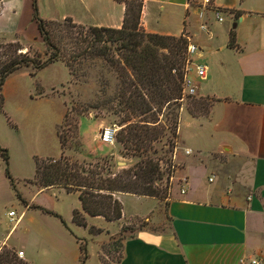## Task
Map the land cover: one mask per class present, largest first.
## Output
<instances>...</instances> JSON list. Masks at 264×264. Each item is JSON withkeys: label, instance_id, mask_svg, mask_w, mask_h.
<instances>
[{"label": "crops", "instance_id": "crops-1", "mask_svg": "<svg viewBox=\"0 0 264 264\" xmlns=\"http://www.w3.org/2000/svg\"><path fill=\"white\" fill-rule=\"evenodd\" d=\"M200 1L141 0L139 25L145 32L182 35L198 47L192 59L205 65L206 76L199 80L191 72L197 87L192 100L208 104H202L204 109L195 114L183 107L179 111L174 159L183 193L179 189L162 201L116 194L120 204V197L129 195L153 200L159 207L154 220L144 216L131 221L126 219L121 204L120 218L106 222L132 225L123 237L119 264H238L239 258L250 257H260L264 264V0H210L213 9L202 10ZM35 3L42 19L69 18L82 26L119 28L124 15V4L116 0ZM230 31L234 33L232 45H228ZM0 36L11 42L18 39L24 44L42 45L32 19V0H0ZM50 65H62L68 82L63 63ZM24 69L28 68L14 71L4 81V110L9 118L17 117L23 127L35 116L47 113L56 136L65 102L60 112L51 110L55 96L64 95L56 87L39 93L30 88L27 100H23L19 94L23 87L15 76ZM62 86L59 83V88ZM99 126L103 127L100 122ZM6 134L21 166L28 169L30 155L25 137ZM184 149L191 153L185 154ZM79 155L100 158L82 151ZM28 206L25 203L18 221ZM87 218L104 220L101 216ZM6 236L0 245L8 246ZM22 260L26 261L24 253Z\"/></svg>", "mask_w": 264, "mask_h": 264}, {"label": "trees", "instance_id": "trees-1", "mask_svg": "<svg viewBox=\"0 0 264 264\" xmlns=\"http://www.w3.org/2000/svg\"><path fill=\"white\" fill-rule=\"evenodd\" d=\"M124 4V15L119 28L77 25L69 18L63 21L45 20L38 16L35 0H32V19L36 22L42 55L27 52L17 53L0 62V110L3 105L2 87L6 77L20 68H29L33 75L48 65L61 62L68 71L69 83H85L86 77L93 78L94 88L85 103L69 102L70 108L57 126L56 135L60 146L57 159L34 158V182L44 188H59L65 193L76 194L80 210H73L71 219L78 226H86V217L101 216L106 221L118 220L121 204L115 197L117 193L153 197L163 200L166 190L156 186L163 172L160 161L170 162L175 141L159 143L165 129L175 138L178 127V102L180 92L181 68L184 61L186 38L162 36L145 32L139 25L141 0H116ZM234 33L230 31L228 45H232ZM22 49L16 45L15 50ZM111 78L100 81L102 69ZM116 80L115 83H112ZM107 91H111L107 93ZM102 95V97H101ZM193 101L192 97L187 98ZM190 102V103H191ZM194 102V101H193ZM192 102V103H193ZM166 110L161 124L158 114ZM204 108L200 107L197 111ZM89 110L96 113L106 111L118 117L119 129L115 142L121 146V157L134 158L132 165L114 171L116 166L109 156L79 161L65 155L69 148L80 154V143L76 145L67 139L59 129L71 116V125L78 133L79 118ZM195 114L197 111H190ZM97 117V114H94ZM138 118V120H135ZM134 119V120H133ZM78 135V134H77ZM175 140V139H174ZM173 153V152H172ZM161 154V156H155ZM167 154L169 156H167ZM91 160H95L91 163ZM9 154L0 146V162L4 174L12 185L8 171ZM89 232H100L92 226ZM78 264H84L85 243L78 242ZM122 248V246H121ZM122 257H119L117 264ZM99 261L104 264L100 256ZM0 264H28L18 258L10 248L0 249Z\"/></svg>", "mask_w": 264, "mask_h": 264}, {"label": "rangeland", "instance_id": "rangeland-1", "mask_svg": "<svg viewBox=\"0 0 264 264\" xmlns=\"http://www.w3.org/2000/svg\"><path fill=\"white\" fill-rule=\"evenodd\" d=\"M16 45H25V47L15 50ZM43 49V45L38 46L37 43L24 44L18 39L11 42L0 36V62L6 60L9 56L27 51L30 56L34 53L42 55ZM21 72L26 73L21 74ZM21 72L15 78H17L23 87V91L19 92L23 100H27V93L30 88H32L33 92L39 93L43 90L56 87L58 88L57 91L64 95L63 97L55 96V105L51 110L53 113L61 111L64 106L63 102H65L66 106L65 113L70 108L69 102L71 101L78 103L79 108L80 103L82 104L89 100L91 96L90 92L94 88L93 78L90 77H86L85 83L72 84L69 81L65 82L66 71L62 65H50L36 71L33 75L31 74L32 70L29 68ZM110 79L103 68L100 81H110ZM115 82L116 80L114 81L113 79L112 83ZM59 83L63 84L60 88ZM107 93L111 94V91H107ZM190 102L191 99H184L181 105L183 108L193 112L197 111L202 104L206 106L208 104V102L201 99L194 100V102L192 101L193 103ZM165 113L166 110L162 109L158 114V119L163 125H167L162 118V115ZM94 114H97V117ZM52 116L56 115L52 114ZM135 120H138V118H135ZM116 121H118V117L104 110L101 113L89 110L85 116L79 118L78 135L70 124V115H67L66 124L64 126L61 125L59 130L65 136L68 135L67 139H71L76 145L80 143L81 151L84 153H90L98 157L116 155L115 159L114 156H110L112 162L116 163V166L113 167V170L116 172L121 168L132 165L135 160L130 157H121L119 155L121 146L115 140L113 144H108L102 143L98 139L99 130L103 127L114 126L118 130L119 127L114 124ZM99 122L103 127L99 126ZM6 131L11 132L16 138L25 137L30 155V166L28 169L25 166H21L19 160L16 158V153L9 145ZM176 136L171 139L168 131L165 129L164 137L161 138L158 144L153 143V146L159 150L161 144H164V149H166V144L171 140L175 141ZM0 143L7 146L0 144L1 147L6 148L8 151L9 161L7 168L12 179L11 185L4 174L3 165L0 162V240L4 239L7 235L5 241L8 244V246L0 245V249L3 247L10 248L15 253L17 250H21L28 264H78V242H84L86 253L84 264H102L98 256H100L104 264H117L121 256L123 237L132 229V225L120 226L118 222L108 224L104 218V220H101L86 217V226H78L71 219L72 211L80 210V204L76 195L65 193L59 188H44L37 191L40 187L34 182V158L45 159L59 157L60 155L59 141L57 135L55 136L54 124L50 115L42 113L35 116L34 120L27 127H23L22 122L17 117L9 118V115L6 114L3 100L0 110ZM172 152H174V148ZM172 152L170 162L167 163L165 157L160 161V170L163 172V175L161 181H156L158 188L166 190L167 197H170L172 192L178 191L181 187V183L177 179L179 177L177 172L178 165L176 159H172ZM65 155L76 158L79 161L84 159L69 148L65 151ZM155 156L159 157L161 154H156ZM167 156L169 155L167 154ZM84 160L86 162L89 161L88 158ZM90 162L94 163L95 160H91ZM118 162H120L119 165ZM169 174L172 175V179H169ZM120 201L126 219L131 221H135L137 218L143 219L144 216H148L151 220H154L159 209L158 203L150 199L137 200L134 197L126 195L121 196ZM25 203H28L29 206L24 217L17 223L10 222L7 212L12 210L15 213V217L20 216ZM123 222L125 223V221ZM90 226L99 229L100 232L97 234L90 233ZM113 232H115L113 235L108 236V233ZM105 238L107 239L105 240ZM19 259L22 260V258Z\"/></svg>", "mask_w": 264, "mask_h": 264}, {"label": "built area", "instance_id": "built-area-1", "mask_svg": "<svg viewBox=\"0 0 264 264\" xmlns=\"http://www.w3.org/2000/svg\"><path fill=\"white\" fill-rule=\"evenodd\" d=\"M210 7V0H201L199 3V8L202 10L203 8ZM215 17L218 21H221L222 18L217 10H214ZM199 16H201V12H199ZM201 29H205L203 25L200 26ZM186 47H185V52H184V61L183 65L181 68V79H180V92H179V99L178 102H183L184 99L193 97L196 94V84L190 75L191 72L197 77L199 80L205 79L206 76V67L204 64L201 63H194L193 62V55L198 52V47L190 42L188 39L186 40ZM117 129L116 127H103L102 129L99 130L98 133V139L102 143H108V144H113L115 140V133ZM176 148L174 147V152ZM174 152L172 153V159H174ZM185 154H190L191 150L189 149H184ZM169 179H172V175H168ZM210 180V179H209ZM182 182L184 180L182 179ZM180 193H183V186L180 187ZM7 217L10 222L13 221V223H17L19 220L20 216L15 217V213L10 210L7 212ZM15 217V218H14ZM17 256L19 258H22V251H17ZM238 264H263L262 260L260 257H250V258H239Z\"/></svg>", "mask_w": 264, "mask_h": 264}, {"label": "water", "instance_id": "water-1", "mask_svg": "<svg viewBox=\"0 0 264 264\" xmlns=\"http://www.w3.org/2000/svg\"><path fill=\"white\" fill-rule=\"evenodd\" d=\"M120 162H118V165H119Z\"/></svg>", "mask_w": 264, "mask_h": 264}]
</instances>
